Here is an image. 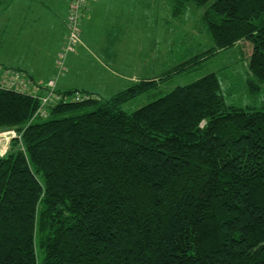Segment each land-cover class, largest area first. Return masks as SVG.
I'll use <instances>...</instances> for the list:
<instances>
[{"label": "trees", "instance_id": "16d2710c", "mask_svg": "<svg viewBox=\"0 0 264 264\" xmlns=\"http://www.w3.org/2000/svg\"><path fill=\"white\" fill-rule=\"evenodd\" d=\"M167 1L175 18L204 8L215 43L171 75L248 43L257 93L264 0ZM18 76L0 81V130L22 133L0 157V264H264V101L228 104L211 72L132 111L155 81L107 98L55 89L43 106L48 86Z\"/></svg>", "mask_w": 264, "mask_h": 264}, {"label": "crops", "instance_id": "0c3cea01", "mask_svg": "<svg viewBox=\"0 0 264 264\" xmlns=\"http://www.w3.org/2000/svg\"><path fill=\"white\" fill-rule=\"evenodd\" d=\"M157 2L90 0L81 22V43L60 67L57 60L66 43L71 0H63L62 5L57 0H0V46L13 47L2 64L23 72L25 88L37 94L44 92L37 85L38 77L55 80L57 90L80 89L107 98L103 93H111V87L126 84L127 88L144 79L127 80L113 66L127 61L122 57L130 55L127 46L134 45V53L140 54L142 43L147 42L148 9ZM131 27L136 30L134 44Z\"/></svg>", "mask_w": 264, "mask_h": 264}, {"label": "rangeland", "instance_id": "374dc122", "mask_svg": "<svg viewBox=\"0 0 264 264\" xmlns=\"http://www.w3.org/2000/svg\"><path fill=\"white\" fill-rule=\"evenodd\" d=\"M57 1L62 5L63 0ZM157 4L156 7L148 9L147 42L146 45L144 42L142 43L140 54L138 55L139 52L134 53V45L127 46L125 48H128L130 55L122 56L127 61L120 62L118 65L115 63L113 66V68L122 70L126 77H129L127 80L134 78L135 81L136 79L146 78L155 81L154 88L150 92L137 96L126 103L124 108L127 111L135 110L166 94L174 87L189 84L211 72L216 73L219 77L222 92L228 104L260 108L264 101V84L257 93L250 90L248 82L252 77V73L249 67V55H247L250 48L248 43H244V47L238 44L227 50L209 52L207 53L210 54L208 59L200 66L179 76L171 75L169 70L172 67L195 55L211 51L215 43L201 23L204 8L198 7L194 2H189L186 5L185 13L179 18H175L172 15L169 1L158 0ZM131 29V44H134L136 30L132 27ZM12 41L13 38L8 43ZM12 48L0 46V64L3 63V58H7L12 54ZM2 66L6 68L3 64L0 65V68ZM14 71L15 73L18 72L16 69ZM36 80L38 81L37 85L41 87L44 86L47 79L37 77ZM49 81L50 79L47 80L46 85ZM25 82L24 79H21L17 85L24 89L26 87ZM122 86L121 88L111 87V93L104 92L103 96H112L116 92L125 89L127 85ZM21 134L13 128L0 130V157L7 154L13 147V140H21ZM21 143L20 141L17 147L21 146ZM41 257L42 255H40Z\"/></svg>", "mask_w": 264, "mask_h": 264}, {"label": "built area", "instance_id": "2783aa9c", "mask_svg": "<svg viewBox=\"0 0 264 264\" xmlns=\"http://www.w3.org/2000/svg\"><path fill=\"white\" fill-rule=\"evenodd\" d=\"M90 0H71L70 8H69V14L66 19V27H67V38L66 43L64 45L63 51L59 54V58L57 60L58 64L60 66L64 65V60L66 57L74 52L78 45L81 43V35H82V28H81V22L82 18L84 16L85 10L87 8V4ZM9 77L18 79V72H12L5 73L0 69V81L3 85H12L13 81H9ZM49 88V92L41 98L42 105H46L49 103H54L56 100L55 98V81L50 80L47 84ZM76 99L82 98V95L80 93H77L75 95Z\"/></svg>", "mask_w": 264, "mask_h": 264}]
</instances>
